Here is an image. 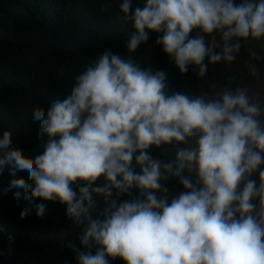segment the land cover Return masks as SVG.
<instances>
[{
  "label": "trees",
  "instance_id": "trees-1",
  "mask_svg": "<svg viewBox=\"0 0 264 264\" xmlns=\"http://www.w3.org/2000/svg\"><path fill=\"white\" fill-rule=\"evenodd\" d=\"M248 29L264 46V0H0V264H156L138 225L104 227L97 207L79 198L73 155L91 134L117 162L154 172L151 188L133 174L117 178L135 200L136 221L170 255L221 263L218 249L232 238L189 225L181 207L158 196L191 195L199 217L240 197L235 155L236 177L224 167L226 178L208 188L190 156L216 170L210 150L198 148L204 44ZM229 48L249 57L237 79L264 83V50ZM139 94L146 103L137 109ZM202 100L222 116V128H264V117L242 106Z\"/></svg>",
  "mask_w": 264,
  "mask_h": 264
},
{
  "label": "rangeland",
  "instance_id": "rangeland-1",
  "mask_svg": "<svg viewBox=\"0 0 264 264\" xmlns=\"http://www.w3.org/2000/svg\"><path fill=\"white\" fill-rule=\"evenodd\" d=\"M245 32L247 34L244 36ZM245 32L239 38L233 35L208 37L204 44L199 57L200 71L195 88L200 97L196 100L201 122V143L198 148L210 150L216 170L207 168L197 157L190 156L202 186L208 188L213 182L226 178L221 170L224 167L229 169L232 156L235 155L233 160L241 166L242 177L244 176L243 183L238 185L240 197L234 204L227 203L214 210L211 215V212L205 211L206 217H199L195 212L199 208L195 206L191 195L169 193L158 196L169 206L175 204L181 207L189 225L214 228L224 236L232 238L229 245L218 249L222 262L217 264H264V238L259 237L257 231L259 227L264 230V187L260 186L264 185V128L247 132L222 128V116L202 100V97L210 96L220 100L224 107L239 105L254 117H264V83H241L237 78L244 68L247 69L249 57L240 58L236 51L229 48L230 45L245 46L247 52L252 49V55L264 50L263 45L257 44V32L251 29ZM144 99L142 94L137 95L133 99L134 107H142L146 103ZM88 136L89 141L77 143L73 165L75 172L80 176L79 198L86 206L97 207L102 225L111 227L117 224L125 227L133 221L141 228L137 235L155 255L156 264H210L206 258L190 263L185 258L173 257L169 254L165 242L148 232L146 223L136 221L135 200L128 195L129 188L117 176L133 174L151 188L154 172L135 164H132L133 168H129V165L117 162L112 156L100 151L95 136ZM215 140L230 146V153L220 150V144H216ZM257 152L263 153L260 155L262 158L255 156ZM261 160L262 166L257 162ZM229 172V177H236L233 168H230ZM30 264L58 262L49 260L45 263Z\"/></svg>",
  "mask_w": 264,
  "mask_h": 264
}]
</instances>
